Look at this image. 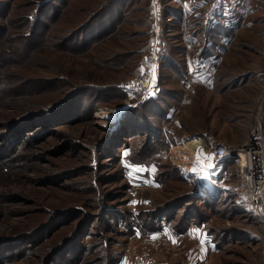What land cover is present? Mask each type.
Segmentation results:
<instances>
[{"label":"rangeland","instance_id":"374dc122","mask_svg":"<svg viewBox=\"0 0 264 264\" xmlns=\"http://www.w3.org/2000/svg\"><path fill=\"white\" fill-rule=\"evenodd\" d=\"M254 131L264 0H0V264H264L234 160L208 194L171 152Z\"/></svg>","mask_w":264,"mask_h":264},{"label":"built area","instance_id":"2783aa9c","mask_svg":"<svg viewBox=\"0 0 264 264\" xmlns=\"http://www.w3.org/2000/svg\"><path fill=\"white\" fill-rule=\"evenodd\" d=\"M148 63L154 61L152 55L147 56ZM149 79V74L142 75V78L130 85L123 87V91L129 95H133L136 92H140L142 86H144ZM257 132V131H254ZM253 132V133H254ZM252 133V134H253ZM253 137L244 145L240 147H230L223 144H217L212 148V157L215 165H222L224 161L234 160L239 170V177L245 188V194L241 198V202H249L250 207L244 208V214L247 211L253 209V207L260 210V213L264 220V152L261 146L263 141L259 134L256 137L255 143L256 147H253ZM241 150H244L242 152ZM149 260H136L134 263L130 264H149Z\"/></svg>","mask_w":264,"mask_h":264},{"label":"bare ground","instance_id":"6f19581e","mask_svg":"<svg viewBox=\"0 0 264 264\" xmlns=\"http://www.w3.org/2000/svg\"><path fill=\"white\" fill-rule=\"evenodd\" d=\"M105 116H107V114H105L104 112H100L98 117L105 118ZM252 136L254 137L253 143L251 145L253 147H256L255 143H258V141H256L258 132H254ZM197 139H192L191 141L185 143L183 146H173L171 150L172 157L175 158V161L178 162V164L180 162H187L186 168L183 167L180 169V173L186 181L203 187L204 191L210 194L214 192V190H216V183L211 177L209 168L205 165L202 157L200 156L201 158L198 159L195 155L197 154L198 150H201V147L199 146L200 140ZM241 151L244 152V150Z\"/></svg>","mask_w":264,"mask_h":264},{"label":"trees","instance_id":"16d2710c","mask_svg":"<svg viewBox=\"0 0 264 264\" xmlns=\"http://www.w3.org/2000/svg\"><path fill=\"white\" fill-rule=\"evenodd\" d=\"M39 19V18H38ZM38 19H34L32 16H28L27 18H26V29L27 28H29L30 26H33L34 24H35V28L37 27L38 28V24H39V26H40V23H44L45 22V20L44 21H42L41 22V20H43V19H41L40 18V21L38 20ZM34 20H35V22H34ZM25 29V30H26ZM113 29H114V27H110L109 28V30H110V32H107V37H109V36H111V32L113 31ZM106 32V31H105ZM35 33V31L33 30V28L32 29H28V32H27V36L28 37H32L33 36V34ZM38 41H36V42H34L33 44H35V48L38 46H41V45H43L44 44V41H41L40 40V35L38 36ZM45 39V38H44ZM32 48H33V46H32ZM33 50V49H32ZM29 126H30V129H29ZM31 120H27V121H22V123L20 124V126L17 128V129H23V130H25V131H27V132H29V130H31V131H33V129L35 128V127H32L31 128ZM37 128V127H36ZM15 132H13V134H14ZM228 161H224L223 162V164H226ZM204 205H206V201H201ZM241 213H243L244 214V212L243 211H241ZM254 213H256V214H253V218L254 217H256V219L257 220H259L260 218H262V216L260 215V213L256 210V211H254ZM163 214H165V213H159V214H157V215H155L154 217H153V220H158L160 223L159 224H166L167 223V221H165V217L164 216H166V215H163ZM250 218H252V216L250 217ZM194 219H195V217H194ZM133 227H137L136 225L135 226H133ZM134 230H135V228H133Z\"/></svg>","mask_w":264,"mask_h":264},{"label":"snow or ice","instance_id":"6c2138e0","mask_svg":"<svg viewBox=\"0 0 264 264\" xmlns=\"http://www.w3.org/2000/svg\"><path fill=\"white\" fill-rule=\"evenodd\" d=\"M200 155H201V150H198V151H197V158H198V159L200 158ZM208 167H209V169H213V168L216 167V165L210 163V164L208 165Z\"/></svg>","mask_w":264,"mask_h":264}]
</instances>
